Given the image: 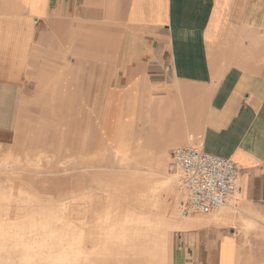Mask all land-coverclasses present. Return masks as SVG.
Masks as SVG:
<instances>
[{
    "label": "crops",
    "instance_id": "crops-1",
    "mask_svg": "<svg viewBox=\"0 0 264 264\" xmlns=\"http://www.w3.org/2000/svg\"><path fill=\"white\" fill-rule=\"evenodd\" d=\"M182 146L238 177L218 210L187 216L171 264H233L244 223L264 218V0H0V186L19 202L74 218L120 154L117 194L137 201ZM114 227L84 264H126L109 257Z\"/></svg>",
    "mask_w": 264,
    "mask_h": 264
},
{
    "label": "rangeland",
    "instance_id": "rangeland-1",
    "mask_svg": "<svg viewBox=\"0 0 264 264\" xmlns=\"http://www.w3.org/2000/svg\"><path fill=\"white\" fill-rule=\"evenodd\" d=\"M122 156L120 154L119 161L108 160L105 171L99 172L101 185L93 178L85 194L73 201L71 209L74 212H70V215L74 214V218L66 217L69 213L64 205L53 211L51 204L43 203L42 199L32 200L31 203H21L19 200L20 198L24 200V195L20 196L19 188L0 186V228L6 233H13H10L9 237H4V240L11 237L10 240L14 243L10 244V251L24 252L26 257L31 258L37 256L34 264H84L83 250L95 248L94 244L100 245L103 242L104 225L115 226L117 220L124 221L125 215L132 212L136 218L133 217L134 224L131 225L132 227L129 226V231L127 230L125 251L120 244L115 250L109 252V257L126 260V264H147L151 258L162 264H171L173 256H176L175 248L178 240L183 236V231L169 227V215L174 209L176 213L181 214V205L185 201V189L181 184L179 189H175H178L179 193V196H176L174 190L166 186L150 187L149 193L144 192L145 188H139L137 201L125 195L121 198L117 194L119 186L116 179L122 173L128 175L132 173L127 170L128 165L124 164L126 160H123L125 156ZM172 169L179 171L174 168L173 159L168 165L170 172ZM179 180L181 183V178ZM25 206L30 208L26 210ZM106 211L109 212L111 219H106L108 223L103 224ZM26 215L30 216L25 217ZM137 217L145 220L156 218L161 226L154 231L146 225L137 228ZM179 217L183 220L187 219ZM259 221L255 223L251 220L249 221L251 227L241 229L237 245L239 249L236 251L233 264H264V218H260ZM135 232L141 235L139 239L136 238ZM95 252L98 251L93 249L86 251V254L90 256ZM70 258H76V262H70ZM24 260L29 262V259ZM156 264L159 263L156 262Z\"/></svg>",
    "mask_w": 264,
    "mask_h": 264
},
{
    "label": "built area",
    "instance_id": "built-area-1",
    "mask_svg": "<svg viewBox=\"0 0 264 264\" xmlns=\"http://www.w3.org/2000/svg\"><path fill=\"white\" fill-rule=\"evenodd\" d=\"M173 158L185 189L183 217L208 215L234 193L238 168L232 160L204 153L194 146L176 148Z\"/></svg>",
    "mask_w": 264,
    "mask_h": 264
},
{
    "label": "bare ground",
    "instance_id": "bare-ground-1",
    "mask_svg": "<svg viewBox=\"0 0 264 264\" xmlns=\"http://www.w3.org/2000/svg\"><path fill=\"white\" fill-rule=\"evenodd\" d=\"M180 175L182 176L180 171L176 172V171H173V170H172L171 174L165 175V181H164L165 185L169 186L172 190H174L173 192H174V194L176 196H179V193H178V189L179 188L178 187H180V185L182 184V183H180V180H179L180 179ZM160 183H161V181H160ZM176 188H178V189L175 190ZM109 216H110V214H107V219L108 220L111 219ZM179 216H182V215L180 213H178V212L176 213V209H174L172 211V213L169 215L168 224H169L170 228L172 227L175 230L179 229V231L182 232L185 229H188L190 227L196 226L199 223L193 217H186L187 219L183 220ZM133 217L136 218L135 214L134 213L132 214V212H130V214L125 215L124 221H121V222H124L123 226H121V227H119V226L114 227L113 226L118 231V233L115 236V238L117 239L116 241L119 244H121V246L123 247L124 251L126 249V243H127V237H128L127 233L129 231L128 228H129V226L134 224ZM108 220H106V223H108ZM116 223H119V221L117 220ZM142 225H146V226L150 227V229H153V231L156 230V229H159V227L161 226V224L159 223V220L156 219V218L153 219V220H148V219L145 220L143 218L137 217V226L136 227L139 228V226H142ZM244 227L246 229L251 227V222H245L244 223ZM108 230H109V228H108ZM10 233L11 232H9V233L7 232L6 233L5 231L2 230V228H0V237H1L0 238V245H1L0 246V264H34V261H35L37 256L31 258V257H26V253H24V252L23 253H13L12 251H10V248H11L10 244L12 243L11 240H10L11 237L8 238V240L7 239L4 240V237H9V236H11V234H13V233H11V234ZM135 235H136V238H138V239L141 236L138 232H135ZM46 236L49 237V235H46ZM12 244H14V243H12ZM40 245L41 244H39V246ZM39 246H38V248H40ZM24 259H29V262H26ZM69 260H70V262H76V258H70ZM156 262H158L159 264H162L159 261H156L154 258H151L148 261L147 264H156Z\"/></svg>",
    "mask_w": 264,
    "mask_h": 264
}]
</instances>
